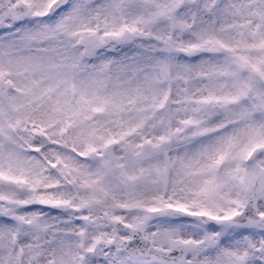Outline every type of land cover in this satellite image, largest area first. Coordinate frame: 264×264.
Listing matches in <instances>:
<instances>
[{
	"label": "snow or ice",
	"instance_id": "6c2138e0",
	"mask_svg": "<svg viewBox=\"0 0 264 264\" xmlns=\"http://www.w3.org/2000/svg\"><path fill=\"white\" fill-rule=\"evenodd\" d=\"M0 264H264V0H0Z\"/></svg>",
	"mask_w": 264,
	"mask_h": 264
}]
</instances>
